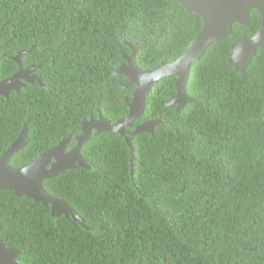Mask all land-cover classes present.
I'll return each instance as SVG.
<instances>
[{
    "label": "trees",
    "instance_id": "1",
    "mask_svg": "<svg viewBox=\"0 0 264 264\" xmlns=\"http://www.w3.org/2000/svg\"><path fill=\"white\" fill-rule=\"evenodd\" d=\"M251 19L249 35L260 13ZM202 25L178 0H0V79L27 50L22 64L34 62L44 82L0 95V154L25 121L27 143L13 166L79 131L98 109L111 122L127 115L131 88L112 73L132 51L126 42L141 46L135 60L152 69L183 54ZM233 29L193 62L185 91L196 101L167 104L175 74L153 83L127 127L165 121L133 137V162L125 136L102 130L82 148L90 168L44 180L88 227L0 189V236L23 250L21 264H264V47L237 71L231 45L244 29ZM198 70L211 86L191 78Z\"/></svg>",
    "mask_w": 264,
    "mask_h": 264
},
{
    "label": "water",
    "instance_id": "2",
    "mask_svg": "<svg viewBox=\"0 0 264 264\" xmlns=\"http://www.w3.org/2000/svg\"><path fill=\"white\" fill-rule=\"evenodd\" d=\"M178 1L187 10L201 15L202 28L190 41L183 55L171 62L167 59L162 60L158 67L152 69L141 68L135 60L136 53L141 46L126 42L132 48V51L130 54L124 55L126 62L114 68L112 73L126 75L123 87L128 88L134 86V84L136 86L131 96L124 100L129 107L128 114L115 122H111L99 112L98 118H93L89 122L84 121L82 126L84 134L77 138L78 146L66 151L68 138H65L59 145L43 151L35 159L21 166L10 164L11 157L26 145L25 138L22 136L17 138L0 154V189H12L18 196L31 197L35 202L50 206L52 216L62 214L66 217L72 216L73 219L88 227L84 218L79 216L68 202L53 196L47 191L44 180L57 176L70 168H77L78 166L91 167V164L82 156L80 150L92 135V129L96 128L97 131L108 130L124 135L130 148V161L133 162L135 158L132 145L133 137L143 131L152 132L156 124L163 122L161 117H156L136 125L133 131L126 128L131 126L144 112L147 103L146 97L153 83L169 75L176 74L178 75L176 82L177 95L182 96L184 101H196L195 98L188 96L185 91L187 77L192 67L191 61L199 59L213 42L231 35L234 32V24L238 23L243 26L250 24L251 14L254 10H257L261 15V25L254 35L245 34L231 45L232 53L229 62L234 65L237 71L243 72L255 56L257 49L264 47V0ZM26 52L27 50H20L15 59L19 61L21 55ZM28 73L29 70L25 71L20 68V71L14 75L0 79V95L8 96L11 90L19 91L24 85V79H27L26 75ZM28 80L32 81V79ZM179 101V99L173 98L167 104L179 103ZM21 135H26V129ZM70 158H72L71 161ZM22 251L20 247L7 246L0 236V264H21L18 256Z\"/></svg>",
    "mask_w": 264,
    "mask_h": 264
},
{
    "label": "flooded vegetation",
    "instance_id": "3",
    "mask_svg": "<svg viewBox=\"0 0 264 264\" xmlns=\"http://www.w3.org/2000/svg\"><path fill=\"white\" fill-rule=\"evenodd\" d=\"M261 22H262V19H261ZM242 26V29H244L243 31H241L240 33H242L241 34V36H243V35H245V34H247L248 33V26H249V24L247 25V26H243V25H241ZM233 31H234V29H233ZM257 32V31H256ZM255 32V33H256ZM254 33V34H255ZM253 34V35H254ZM249 35V34H248ZM240 36V37H241ZM249 36H251V35H249ZM239 37V38H240ZM4 55H6L5 53L3 54V56ZM18 55V54H17ZM17 55H15V56H13V58L15 59V57L17 56ZM125 55V54H124ZM181 55H183V54H181ZM180 55V56H181ZM179 56V57H180ZM179 57H177L176 59H178ZM175 59V60H176ZM16 60V59H15ZM17 61V60H16ZM18 62V70H16L14 73H13V75L16 73V72H19L20 71V68H23L25 71L26 70H29V73L26 75L27 76V79H24V83H25V85L24 86H26V83H31V84H34V83H36V82H38L40 85H44V82L42 81V77L40 76V74L36 71V69L34 68L35 67V63L33 62V63H29V64H27V65H24V64H22V62H21V59H19V61H17ZM230 63V62H229ZM31 71V72H30ZM173 75V74H172ZM176 75V74H175ZM189 75H190V73L188 74V77H187V82H188V80H189ZM12 76V75H11ZM10 77V76H9ZM191 78L192 79H194L195 80V82L198 84V86H203V84L202 83H205V84H210V86L213 84V81L210 79V77H208L207 75H204V77L202 78V74H201V72L198 70L195 74H193L192 76H191ZM28 79H32V81H30V80H28ZM177 79H178V75H177ZM177 79H176V82H177ZM176 82H175V86H176ZM123 85V84H122ZM24 86H22L21 87V89L24 87ZM136 86H135V84H134V86L132 85V86H130V87H128V88H131V93H132V91H133V89L135 88ZM125 88V87H124ZM20 89V90H21ZM20 90L19 91H16V92H20ZM187 93V92H186ZM188 96H190L189 94H187ZM9 96V95H8ZM8 96H6V97H8ZM131 95H125V97H124V100H125V98H128V97H130ZM190 97H193V96H190ZM173 98H177V99H179L180 101H179V103H177V102H175V103H177L178 104V107L179 108H183V107H185V104H186V101H184L183 99H182V96H178L177 95V93L176 94H174L172 97H171V99H173ZM193 98H195V97H193ZM170 99V100H171ZM100 112V110L98 109V113ZM98 116H99V114H98ZM98 116L97 117H94V116H91L89 119H84L83 121H82V123H81V128H80V130L79 131H77V132H70L69 134H68V136H66V137H64V138H61L60 140H58L55 144H53V145H51L49 148H47V150L48 149H50V148H53V147H55V146H57V145H59L65 138H68V143H67V145H66V148H65V150L66 151H69V150H71V149H73V148H75L76 146H78L77 144H78V141H77V138L78 137H80L81 135H83L84 134V131L82 130V126H83V123H84V121H91V119H93V118H98ZM126 116V115H125ZM124 117V116H123ZM121 118V117H120ZM119 119V118H118ZM117 119V120H118ZM116 120V121H117ZM146 120H148V119H146ZM133 124H134V122H133ZM132 124V125H133ZM140 124V123H139ZM131 125V126H132ZM138 125V124H137ZM135 127H136V124H135ZM128 130H131V129H129L128 127H126ZM24 129H26V135H21L23 132H24ZM134 130V128L131 130V131H133ZM28 132H29V128H28V126H27V121H25L24 122V124H23V127H22V129H21V132H20V134L19 135H17V138H19V137H23V138H25V143H27V135H28ZM98 132H100V131H97V129L96 128H93L92 129V135H94V134H96V133H98ZM73 135H75V136H73ZM91 135V136H92ZM91 136H90V138H91ZM16 138V139H17ZM89 138V139H90ZM15 139V140H16ZM14 140V141H15ZM13 141V142H14ZM86 143V142H85ZM84 143V144H85ZM83 144V145H84ZM83 145H82V147H81V154H82V148H83ZM82 156L85 158V159H87V161H88V158H86L83 154H82ZM54 157V156H53ZM55 158V157H54ZM56 160V159H55ZM72 160V158H70V161ZM89 162V161H88ZM90 163V162H89ZM79 167V166H78Z\"/></svg>",
    "mask_w": 264,
    "mask_h": 264
},
{
    "label": "clouds",
    "instance_id": "4",
    "mask_svg": "<svg viewBox=\"0 0 264 264\" xmlns=\"http://www.w3.org/2000/svg\"><path fill=\"white\" fill-rule=\"evenodd\" d=\"M197 60V59H196ZM193 64V63H192ZM191 70V69H190ZM190 73V72H189ZM24 85H25V83H24ZM23 85V86H24ZM186 85H187V82H186ZM176 87V86H175ZM21 89V88H20ZM185 89H186V87H185ZM16 91V90H15ZM177 93V92H176ZM196 99V98H195ZM170 101V100H169ZM186 102H190V101H186ZM174 104H177V103H174ZM168 105H171V104H168ZM180 108L178 107V104H177V110H179ZM156 118V117H155ZM162 119H163V122L165 121V119H164V117H161ZM153 119V118H152ZM162 123V122H161Z\"/></svg>",
    "mask_w": 264,
    "mask_h": 264
},
{
    "label": "bare ground",
    "instance_id": "5",
    "mask_svg": "<svg viewBox=\"0 0 264 264\" xmlns=\"http://www.w3.org/2000/svg\"><path fill=\"white\" fill-rule=\"evenodd\" d=\"M196 59L192 60L191 63H193Z\"/></svg>",
    "mask_w": 264,
    "mask_h": 264
}]
</instances>
